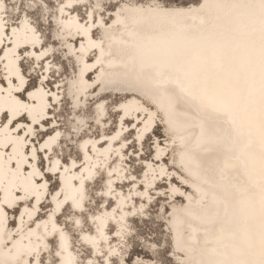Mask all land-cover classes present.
<instances>
[{"label": "bare ground", "instance_id": "6f19581e", "mask_svg": "<svg viewBox=\"0 0 264 264\" xmlns=\"http://www.w3.org/2000/svg\"><path fill=\"white\" fill-rule=\"evenodd\" d=\"M210 1L214 4L205 6ZM65 4L69 6L61 13ZM78 5L86 3L63 0L56 9L57 27L78 66L71 83L72 109L88 101L103 81V92L121 97L112 107L117 119L110 133L104 132L107 102L94 104L100 133L81 137L75 142L79 159L65 162L56 119L65 85L57 80L48 87L46 81L58 72L53 47L45 45L25 12L13 21L7 6L0 11L7 21L0 30V264H49L50 241L55 243L54 261H78L70 233L57 221L65 208L74 213L71 224L93 264L121 261L129 217L146 215L145 205L155 196L185 204L182 213L172 206L166 225L175 264H261L264 12L259 0H201L191 10L113 9L107 22L92 7L79 18ZM25 18L35 34L24 28ZM41 53L46 55L37 59ZM24 60L41 72L33 87L21 70ZM158 115L172 136L163 141L154 137L152 153L143 160V144L153 135ZM70 119L76 124L73 133L82 135L87 121L77 115ZM132 146L138 148L132 159L141 161L140 176L125 165ZM175 150L184 176L164 162ZM54 167L59 171H51ZM47 176L55 178L51 192ZM100 177L101 203L86 214L91 228L85 230L81 216L87 186ZM73 196L79 208H73ZM110 223L114 230L109 233Z\"/></svg>", "mask_w": 264, "mask_h": 264}, {"label": "rangeland", "instance_id": "374dc122", "mask_svg": "<svg viewBox=\"0 0 264 264\" xmlns=\"http://www.w3.org/2000/svg\"><path fill=\"white\" fill-rule=\"evenodd\" d=\"M38 0H23V3H33ZM44 4L47 3L48 7L41 6V3L36 2L34 4L28 5L25 12L28 17L31 19L32 23L38 30V32L42 35V39L45 42V45H52L53 47V61L58 66V72H52L50 76L46 78L48 81V87H52L53 83L57 80H63V97L64 100L61 102L60 110L56 111V119L59 120L58 126L61 127V131L63 132V140L61 143V159L62 161H67L69 157H74L79 159V154L76 151L75 142H77L81 137L85 135H97L100 133L96 124L94 123V113L93 107L94 104L99 100H105L107 102V128L104 132L110 133L115 128V121L117 119L115 112L112 110L113 105L116 104L121 97L115 93L111 92H103L107 86H104L105 81L102 78V83L100 86L102 88L97 89L94 93H91L88 101L81 102L79 104V108L72 109V99H71V83L75 80L76 73L78 70L77 62L75 57L70 56L67 52L65 40H63V36L59 31L56 24V9L57 4L62 2L63 0H42ZM86 5L77 7V13L79 18H83L84 10L88 7H92L93 10L97 9L102 14V17L107 22L109 16L107 15L110 10H121L126 11L127 9H132L140 6H154L164 9H193L199 7L201 0L197 3V0H83ZM7 6V16L10 20L15 21L17 17L20 15V12L17 13L13 4H20L21 0H5ZM210 3L214 4V1L206 2L205 6H209ZM219 3V2H218ZM217 3V4H218ZM211 5V4H210ZM98 33L94 32V36H97ZM65 38V37H64ZM21 70L27 76V82L30 87H33L38 79V76L41 75V72H36L32 70L31 63L27 60L21 62ZM32 70V71H31ZM54 70V69H53ZM38 72V73H37ZM40 73V74H39ZM104 77V76H103ZM106 83V82H105ZM73 115H77L81 118H84L87 121L86 127H84L82 131V135L80 133H73L76 127V124L70 119ZM156 128L154 130L153 135L149 137L143 144V151L140 154L142 159L149 158L152 150H153V138H157L159 141L167 140L171 138L172 132L164 127L163 121H161V117L158 115L156 118ZM128 135L127 137H129ZM153 136V137H152ZM37 137L40 140L42 135L37 133ZM137 147L132 146L130 151L127 154V158L125 157V165L127 169L132 172L134 176H140L142 167L141 161H134L132 158L135 157V150ZM170 150H168L169 152ZM179 151L175 150L170 153V160L167 161L168 158L164 161L168 168H173L175 172L184 176L186 173L182 170L176 163V157ZM131 153V154H130ZM40 156V155H39ZM131 157V158H130ZM39 165L42 167V162L39 160ZM130 168V169H129ZM188 171V170H187ZM190 172V171H189ZM49 181V192L54 190L56 187L55 178L50 179ZM99 180V181H98ZM97 180V182L93 185L87 186L86 193V206L84 209V216H81V222L83 225V229H90L91 226L87 223L86 214L93 213L99 207L101 203V198L98 196L100 194L97 193L98 189L101 186V177ZM161 185H159L160 187ZM122 190H126L123 188ZM193 199L194 196L192 195ZM136 202V201H135ZM109 203V202H107ZM48 206V203L44 205V207ZM172 206L174 209H178V212L182 213L186 210L185 204L182 203L180 199H175L173 203H169L164 199H159L158 196L152 198L150 203L145 205L146 215H141L140 217L130 218L127 223V227L129 228L130 234L126 236V249L123 250L121 261L112 260L111 264H175L176 260H173L170 243V233L171 231L167 230L166 225L169 222V216L171 213ZM184 206V207H183ZM86 212V213H85ZM62 216L57 218V221L66 228V230L70 233L72 238V248L77 254L78 261L83 260L86 256H88L89 251L86 247H83L79 244L77 240L78 232L73 228L71 224V217L74 216V213L69 210V208H65L62 212ZM145 216V217H144ZM11 219V218H10ZM12 224V222H11ZM111 224V223H110ZM170 227V225H169ZM114 230L112 224L109 226V233ZM126 234V235H128ZM111 236V235H110ZM111 239V238H110ZM55 246L54 241H50V259L54 261V255L52 253L53 248ZM95 262H100L96 260ZM44 264V263H42Z\"/></svg>", "mask_w": 264, "mask_h": 264}, {"label": "snow or ice", "instance_id": "6c2138e0", "mask_svg": "<svg viewBox=\"0 0 264 264\" xmlns=\"http://www.w3.org/2000/svg\"><path fill=\"white\" fill-rule=\"evenodd\" d=\"M69 5H61V7L58 9L61 13L63 12L65 7H68ZM28 5L23 3V0H21L20 4H13V8L14 10L19 13L20 11H25L27 9ZM44 7H48L47 3H45ZM259 7L261 8L262 12H264V0H259ZM0 11L6 12V5H5V0H0ZM17 20H19V17H17ZM7 21H5L2 17H0V30H3L5 25H6ZM24 28H26L28 31L32 32L33 34H35V29L34 28H29L28 27V23H27V19L25 18V22H24ZM12 34L15 35L17 32V28L13 27L11 29ZM44 55H46V53H41L40 56L37 57V59H41ZM21 82L23 83V77H21ZM20 88H17L16 91H20ZM19 103V102H17ZM22 108H26V105H21ZM5 119H8V117L6 116ZM8 122L11 123V120L8 119ZM57 136H59V133L56 134ZM44 147H47V145H44ZM33 152H35V149H33ZM56 164H59V160L56 161ZM73 167H76V163L75 161H73ZM51 171L56 172L59 171L58 168H53L51 169ZM64 171H68V169H64ZM83 180V177L81 178ZM60 193H56L55 197H59ZM54 197V199H55ZM69 197L67 195H65L64 197V202L66 203L68 201ZM73 199V208H79L80 205V201L77 200L75 198V196L72 197ZM59 206V204H58ZM77 223H79V221H77ZM56 257L60 258L61 257V253L60 252H56L55 253ZM89 256L92 255V253L88 254ZM25 264H28V262H25ZM35 264H42V262L40 260H36ZM49 264H93V261L91 259H88L87 257L84 260L81 261H76L74 259L72 260H64L62 258L57 259L55 261H50ZM97 264H99V262H97ZM107 264V262H106ZM261 264H264V260L261 261Z\"/></svg>", "mask_w": 264, "mask_h": 264}, {"label": "water", "instance_id": "95a60500", "mask_svg": "<svg viewBox=\"0 0 264 264\" xmlns=\"http://www.w3.org/2000/svg\"><path fill=\"white\" fill-rule=\"evenodd\" d=\"M138 81V80H137ZM130 91H132V90H130ZM126 92H128L127 90H126ZM132 92H134V91H132Z\"/></svg>", "mask_w": 264, "mask_h": 264}]
</instances>
